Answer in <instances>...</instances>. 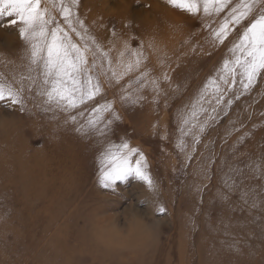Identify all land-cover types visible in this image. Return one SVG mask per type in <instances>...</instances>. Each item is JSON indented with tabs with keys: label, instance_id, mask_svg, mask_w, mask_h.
I'll list each match as a JSON object with an SVG mask.
<instances>
[{
	"label": "rangeland",
	"instance_id": "1",
	"mask_svg": "<svg viewBox=\"0 0 264 264\" xmlns=\"http://www.w3.org/2000/svg\"><path fill=\"white\" fill-rule=\"evenodd\" d=\"M86 5L95 17V26L85 24L88 34L95 37L102 32L107 41L116 40L117 47L109 56L124 52L125 43L143 53L139 46L144 40L151 50L164 39L159 37L161 32L168 30V39L160 48L147 51V60L148 54L155 56L157 72L152 71L158 75L133 70L117 81L110 78L105 66L100 70L101 95L71 113L49 108L36 89L25 87L23 109L0 102V144L7 149L26 146L32 154L45 148L44 139L53 126L64 123L68 135L58 141L68 142L70 150L72 146L84 147L76 158L92 163L105 150L96 149L102 139L109 138L116 145L127 141L146 157L155 191L134 176L118 182L115 191L106 189L100 183L98 167L84 180L81 190L67 193L77 202L68 205L64 223L56 222L59 228L68 226L56 237L53 227L44 231L48 230L45 215H36L41 206H49L46 198L39 202L33 190L28 195L19 188L0 187V264H264V225H259L264 224V74L248 91L239 77L234 86L220 80L229 48L248 21L219 43L212 32L227 10L215 17L193 16L168 0H79L74 10L85 16L84 11H89L83 9ZM156 7L173 11L178 18L167 19ZM100 8L109 14L101 13ZM8 19L0 17V50L16 51L8 55L21 59L20 65L26 68L28 46ZM9 40L20 48H10ZM125 58L130 59L127 54ZM19 77L13 78L15 87H19ZM212 81L220 85V91ZM105 103L112 105L104 113L112 123L101 135L88 130L87 119L94 106ZM187 106L196 111L185 123L179 119ZM153 107L167 109L158 112L155 126L151 120L156 132L151 137L147 121L136 124L133 117L146 115ZM70 115L76 116L75 123ZM200 124L204 132L194 128ZM81 125L83 130H78ZM192 132L197 134L195 141L190 138ZM165 144L177 149L174 154L183 159L177 161L173 172L165 160L171 152ZM18 154L12 152L15 157ZM12 165L10 171L15 172L16 165ZM248 174L249 190L242 184ZM31 203L33 206L26 208ZM246 204L251 206L254 222V228L248 230L243 221L249 216L242 210ZM75 211L81 214L77 219L71 217ZM40 236H49V241L45 238L37 243ZM53 238L61 239L67 250L62 256L55 254ZM79 238L93 244L81 245Z\"/></svg>",
	"mask_w": 264,
	"mask_h": 264
},
{
	"label": "snow or ice",
	"instance_id": "2",
	"mask_svg": "<svg viewBox=\"0 0 264 264\" xmlns=\"http://www.w3.org/2000/svg\"><path fill=\"white\" fill-rule=\"evenodd\" d=\"M168 3L193 16L202 13L205 17H215L227 10L212 32L219 43L227 40L236 26L248 21L229 48L230 57L223 61L220 80L234 86L239 77L244 91L256 84L264 74V0H168ZM78 4L79 0H0V17L9 18L8 23L18 27L19 36L28 46V74L20 75L16 81L19 87L0 73V102L20 105L23 109L27 87L29 91L36 89L49 108L71 113L101 95L100 70L105 66L110 78L117 81L140 68L142 52L130 49L125 43V51L120 53L123 73L117 74L109 53L88 34L74 10ZM125 54L130 59L123 63ZM212 83L220 91V85ZM111 108L109 103L94 106L87 128L103 135V130L112 123L105 119L104 113ZM113 116L119 119L115 113ZM69 119L75 123L77 118L70 115ZM83 128L81 125L78 130ZM100 165V183L106 189L115 191L118 182L134 176L155 191L146 157L127 141L109 144L101 153Z\"/></svg>",
	"mask_w": 264,
	"mask_h": 264
},
{
	"label": "bare ground",
	"instance_id": "3",
	"mask_svg": "<svg viewBox=\"0 0 264 264\" xmlns=\"http://www.w3.org/2000/svg\"><path fill=\"white\" fill-rule=\"evenodd\" d=\"M158 6L157 3H154V7ZM153 8V7H152ZM157 10L159 11V13L163 14L166 13V18H178L175 13L173 11H167L165 8H161V7H156ZM84 10L89 9L88 13H85V16L82 13H79V17L81 20H84V25L90 23L93 26H95V20H94V16L91 13L90 7L88 5L83 7ZM101 13L103 14H109V12L104 9V8H100L98 9ZM196 20V19H195ZM216 20L219 21V19L217 18ZM171 21V20H170ZM220 24V23H218ZM171 25V24H170ZM168 30H163L162 35L159 37H163L164 39H162L161 41H159L157 44H155L153 46V48L150 50V46L147 44V41L144 40V42L141 43V46H139L141 48V50L143 51V62L141 63V66L139 69L136 70H141V72L144 74L150 73L152 75H158L155 72H157V70L154 67V59L155 56L153 55H149L148 60L147 58V51H154V50H158L160 48V43L164 42L165 38L167 37L168 39ZM95 40L98 44L101 45L102 49L106 52H109L110 54L116 49V40L115 38L111 41H107L105 35H103L102 32L100 33H96L95 35ZM198 40V39H197ZM8 44L10 46V48H20V44L17 43V45H13V42L11 43V40L8 41ZM204 47V46H203ZM18 51V50H17ZM10 54H16L17 52H12L11 50L8 51ZM8 52H2L0 50V73L3 74V76L5 78H9V82L13 83V78L15 77H19L21 74H27V67L23 68L21 64V59H18V57L13 58L11 56L8 55ZM184 52V51H183ZM116 55V56H115ZM111 60L113 62L112 64V68L117 72V74H121L123 73V64L121 62V57L120 54H112L111 56ZM154 57V59H152ZM129 59L123 58V63H126ZM152 64V66H147V63ZM163 64H165L166 61H162ZM165 67H167V65H164ZM155 72H153V71ZM106 74V73H105ZM17 87V86H16ZM120 101V100H119ZM123 105V104H122ZM189 108V109H188ZM167 108L164 107H153L152 110H147V114L146 115H139V114H135L133 117V123L136 122L139 123L141 120H146L147 124H148V130H149V136L153 137V135L156 133L155 131H152L151 129V125L153 126V122L151 120H154V126L155 124H157V121L155 120L158 117V112L160 113L163 110H166ZM131 111V110H130ZM154 111V112H152ZM157 111V112H156ZM195 109L191 108L190 106H187L183 109L181 117H180V121L181 122H185V120L188 118V116L191 114L194 115L195 113ZM126 116L128 115V112L124 113ZM154 118V119H152ZM169 119V118H168ZM208 123H210V121H208ZM66 124H62V126H53L52 129L50 130V132L47 134V138L44 139L45 141V148L41 151H33L32 154H29V150L28 148H26V146H19V147H8L5 148L4 144H0V187H7V189L9 187L12 188H19L20 190H25L26 193L28 194V192H30L31 190H33V192H36L38 194V200L40 202V200L46 198V201L50 202L48 207H43L41 206L40 210L37 211V216L44 214L45 215V219H48V230H44V231H49L50 229L53 227L52 230L54 231V235H60L62 236L64 233L61 234L62 231H66V229L68 228V226H60V228L58 226H56V222L58 221V224L61 225V222L64 223V221L66 220V218L64 216H66V210L68 209V205L71 206L70 203L72 202H77L76 197H73L70 195L67 196V193L69 192V194L72 192V190L78 189L81 190L82 189V184L84 183V180H86L90 174L91 171H95L97 170V168L101 167L100 165V158L99 157H95L93 160V162L91 163L89 159H84L83 160H78L76 157L77 152L78 151H85L86 149H84V147H80L79 145H77L75 148L74 146H72V150H70L68 142L67 143H60L58 141V139L65 137L68 135V127H65ZM196 129V131H201L204 132V128L203 125H195L194 127ZM203 129V130H202ZM89 130V129H88ZM92 132V131H91ZM192 136L190 137L191 140H196L197 139V134L192 132L191 134ZM149 140H152L151 138H149ZM62 142V141H61ZM109 144H111V142L108 139H102V141L100 143L97 144L96 149L97 150H102L104 148H106ZM165 148H169L171 150L170 154L168 155V158H166V161H169L168 163H170V166L172 167V172L173 169L179 165H177V161L182 162L181 160H183L182 158H180V156L175 155L174 153L177 152L178 150L175 148H172L171 146H169L168 144H165ZM18 151L19 152V156L15 157L14 155H12L13 151ZM247 149H244L242 152L246 151ZM87 152V151H86ZM208 153V152H207ZM205 153V155L207 154ZM26 157H28L26 159ZM205 157V156H203ZM201 158V159H205V158ZM200 160V158H199ZM203 161V160H202ZM15 164L16 167L15 168V172L14 170L11 172V168L13 165ZM30 164V165H29ZM99 165V166H98ZM166 167V166H164ZM45 176L46 179H44V181L40 180L38 178V176ZM248 179H246L245 181H243L242 184H245L247 190H249V180H251L250 178V174H248ZM50 191L51 193H48L47 191L45 192V190L43 192L42 189ZM29 195V194H28ZM247 194L244 197V200L246 202V198H247ZM21 199V198H19ZM22 200V199H21ZM43 202V201H42ZM45 202V201H44ZM249 203V202H247ZM32 203L31 205H27L26 208L30 209L32 207ZM245 206V205H244ZM251 206L246 204L245 207L242 208V210H244V214L248 215L249 217L244 220L243 222H245L246 224L248 223V229H252L254 228V222L250 219V217L252 216L250 214V209ZM262 209V208H261ZM263 210V209H262ZM39 213V214H38ZM80 212L79 211H75L73 213V216L75 219L79 218ZM36 217V216H35ZM31 218H34V216H32ZM37 219V218H35ZM260 226L263 227V223L259 224ZM56 226V227H55ZM49 232L44 233V235H47ZM264 233V232H263ZM37 237V236H36ZM35 237V239H37ZM57 237V236H56ZM40 238V239H39ZM45 236H40L38 237V242L45 240ZM47 239V238H46ZM102 239V238H100ZM54 242L52 243V246H54L55 254L56 255H63L66 253V249L63 247V245L60 243L61 239L58 240L56 238H53ZM49 241V236L47 239V242ZM81 245L84 244H93L92 242H87L86 239H80L79 241ZM93 247V246H92ZM93 249V248H92ZM65 251V252H64ZM58 253V254H57ZM63 253V254H62Z\"/></svg>",
	"mask_w": 264,
	"mask_h": 264
}]
</instances>
